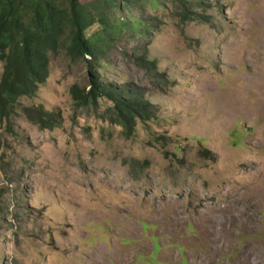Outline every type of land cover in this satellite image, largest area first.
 <instances>
[{
    "label": "rangeland",
    "instance_id": "1",
    "mask_svg": "<svg viewBox=\"0 0 264 264\" xmlns=\"http://www.w3.org/2000/svg\"><path fill=\"white\" fill-rule=\"evenodd\" d=\"M200 1L201 21L138 3L153 32L106 51L104 81L152 105L135 135L107 102L74 106L87 71L64 54L19 99L15 132L0 122V264H264V0ZM147 44L162 76L135 65ZM33 105L61 127L31 124Z\"/></svg>",
    "mask_w": 264,
    "mask_h": 264
},
{
    "label": "trees",
    "instance_id": "2",
    "mask_svg": "<svg viewBox=\"0 0 264 264\" xmlns=\"http://www.w3.org/2000/svg\"><path fill=\"white\" fill-rule=\"evenodd\" d=\"M140 2L156 7L170 3L173 12H179L187 21L202 18L191 6H203L200 0H91L88 4L80 0H0V59L4 63L0 122L4 130L15 132L19 99L35 95L50 76L52 58L61 54L71 61H82L87 71L86 85L75 84L70 89L76 108L98 110L104 102L109 103L102 116L122 127L126 138L135 135L138 123L147 125L152 105L141 90L129 84L119 87L105 82L100 73L101 62L114 42L125 34L135 38L153 32L142 14L129 15L137 12ZM96 24L100 31L89 35L88 30ZM136 52L139 55L133 60L137 67L148 71L150 77L162 76L156 60L149 58L148 44L136 47ZM23 115L41 130L53 131L63 123L60 110L49 111L42 105L24 106Z\"/></svg>",
    "mask_w": 264,
    "mask_h": 264
}]
</instances>
